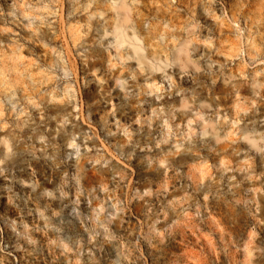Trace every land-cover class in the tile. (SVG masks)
I'll list each match as a JSON object with an SVG mask.
<instances>
[{"label":"rangeland","instance_id":"1","mask_svg":"<svg viewBox=\"0 0 264 264\" xmlns=\"http://www.w3.org/2000/svg\"><path fill=\"white\" fill-rule=\"evenodd\" d=\"M0 264H264V0H0Z\"/></svg>","mask_w":264,"mask_h":264},{"label":"bare ground","instance_id":"2","mask_svg":"<svg viewBox=\"0 0 264 264\" xmlns=\"http://www.w3.org/2000/svg\"><path fill=\"white\" fill-rule=\"evenodd\" d=\"M136 53H138L137 51H135ZM140 59H141V57H140ZM144 62V61H143ZM141 63V62H140Z\"/></svg>","mask_w":264,"mask_h":264}]
</instances>
